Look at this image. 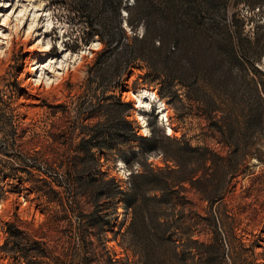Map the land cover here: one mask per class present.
Masks as SVG:
<instances>
[{"label":"rangeland","instance_id":"374dc122","mask_svg":"<svg viewBox=\"0 0 264 264\" xmlns=\"http://www.w3.org/2000/svg\"><path fill=\"white\" fill-rule=\"evenodd\" d=\"M84 1L88 5L85 14L90 12L98 21H106L109 14L101 0ZM234 1L211 5L207 14L195 19L196 24H187L185 17L177 15L181 24L172 31L177 40L168 44L175 53L167 61L176 74L188 69L206 76L219 97L216 103L222 105L223 114L231 108L233 116L240 112L250 93L245 83L253 74L248 72L247 78L242 77L243 68L250 62L264 67V0L260 13ZM71 3L74 0H0V173H16L22 158L43 161L45 168L38 175L42 178L38 184L48 189L49 182H53L52 188L60 193H52L51 197L61 198L65 204L54 221H49L53 204L32 182L0 176V264H70L72 250L79 244L83 259L78 264H141L131 249L127 233L130 215L124 208L123 197L102 196L94 203L92 196L79 193L80 186L70 180L73 175L45 162L46 158L53 161L63 154H76L67 147V133L73 127L77 102L81 98L86 104L95 102L102 88L97 76L87 89L86 80L103 44L96 34L90 35L87 42L83 40L88 37L84 23L78 22ZM241 19L246 20L244 25H240ZM126 27L129 42L135 45V33ZM141 29L144 33L143 27L136 33L140 38ZM99 42L101 45L96 47ZM146 44L142 50L152 59H163L161 50H156L160 46L158 38L154 44ZM119 51L121 48L104 57L115 59ZM120 57L124 60V56ZM140 65L139 61L133 63L121 94L123 100L133 105L129 118L138 134L151 135L149 121H153L159 150L141 155L140 141L132 140L117 145L111 152H98L102 169L107 172L105 178H116L127 190L130 173L138 169L142 172L143 163L162 168L170 176L173 188L179 191L178 196L185 197L174 204L173 214L182 210L184 228L193 221L199 223L198 231L192 227L189 230L193 231L190 238L198 240L201 260L219 256L217 264H263L264 125L259 124L250 140L254 145L251 153L258 148L260 158L247 155L241 161L242 170L235 176L224 173L222 165L217 167L219 160H214V167L208 170L205 169L211 166L210 161L202 168L198 163H190L181 169L178 164L184 163L187 155L164 135L191 145L209 146L222 155H227L228 150L221 148L204 120L189 115L181 123L177 121L175 111L158 94L162 84L151 83L145 77L147 70ZM59 76L61 81L57 83ZM141 91L155 93L158 103L152 102L154 109L138 107L135 96ZM171 101L176 108L189 111L185 104ZM158 107L167 112L170 134L168 126L157 119L156 109L161 114ZM140 117L145 119L147 128ZM55 133L58 140L52 146L51 135ZM80 138L76 131L74 145ZM124 158H129L131 165L125 164ZM120 161L124 163L120 165ZM194 167L199 171L192 173ZM201 173L208 178L211 174V181L200 180L194 188L189 180L200 178ZM170 205L163 208L167 213H172ZM215 231L222 254L213 245L208 248L216 244ZM200 242L204 243L202 247Z\"/></svg>","mask_w":264,"mask_h":264},{"label":"trees","instance_id":"16d2710c","mask_svg":"<svg viewBox=\"0 0 264 264\" xmlns=\"http://www.w3.org/2000/svg\"><path fill=\"white\" fill-rule=\"evenodd\" d=\"M227 1L101 0V5L106 8L107 15L109 14L106 21H98L90 12L88 15L85 14L88 5L83 4L84 0H74L75 3H71V10L78 16V22L83 21L84 23V34H87L88 37L85 36L83 40L87 42L90 35L96 34L103 44L98 58L88 70L86 80L87 89L91 86L93 77L97 76L95 78L101 80L102 88L96 95L95 102L86 104L82 98L77 102L73 127L67 133L69 138L67 147L76 151V154H63V157L55 158L53 161L46 158L45 162L53 165L55 169L64 168L67 174L73 175L70 180L73 184L80 186L79 193L92 196L94 203L102 196L107 198L123 197L124 208L130 215L127 233L130 235L131 249L139 257L141 264H217L215 261L219 256L201 260L197 248L198 240L190 238L193 231L189 230L192 227L198 231L199 223L193 221L188 228H184L181 225V219L185 217L182 215V210L173 214L176 209L174 204L179 203L185 197L178 196L179 191L173 188L169 181L170 176H166L167 174L163 172L162 168H153L143 163L142 172L138 169L136 173H130V184L127 190L122 188L116 178H105L107 172L102 169L103 165L98 152H111L117 145L132 140L140 141L141 155L146 154L147 156L159 150L153 121H149L152 125L151 135L138 134L134 121L129 118L133 105L122 98L121 93L124 90L126 75L130 72L134 62H141L140 66L147 70L145 77L151 83L160 81L162 85L158 94L175 111L177 121L181 123L184 117L189 115L204 120L207 123L206 128L217 137L221 148L228 150L227 155H222L220 151L209 146L191 145L188 141L180 142L169 135H164L165 139L173 142L178 150L182 151L181 153L187 155L185 164H178L181 169L182 166H188L190 163H198L199 168H202L205 167L206 162L210 161L211 166L205 169L208 170L214 167V160H219L220 163L217 167L222 165L220 168L224 169V173H229L232 177L242 170L241 161L247 155L260 158L257 153L259 152L258 148L253 149L251 153L250 148L254 145L250 140L257 128H260L259 124L264 125V67H255L250 62L248 69L243 68L242 77L247 78L248 72L253 74L245 83L249 87L250 93L240 112L233 116L231 108L230 112L223 114L220 107L222 105L216 103V98L219 97L206 76L200 75L197 71L189 72L188 69H184L183 73L176 74L167 65V61L170 60L168 58L175 53L169 49L168 44L177 40L172 31L178 24H181L177 15L185 17L187 24H196L195 19L200 14H207L211 5L218 3L225 5ZM262 2L263 0L234 1L236 4L245 3L252 11L256 9L257 13L261 12ZM124 11L126 15H123ZM239 22L240 25H244L246 20L241 19ZM125 24L135 33L132 37L135 45L129 42L131 37L128 35ZM139 27L144 28L141 38L136 36ZM153 30L155 31L154 35ZM155 38L160 41V46L156 50H161L163 54V59L158 61L152 59L144 51L145 49L142 50L146 48L147 42L154 44ZM119 48L121 51H119L118 57L105 59V55L111 54ZM120 56H124V60ZM175 86L177 88H174ZM172 99L180 102L183 106L185 104L189 111H182L181 107L176 108L171 103ZM76 131L79 132L81 138L79 143L74 145ZM55 134L51 135L54 140L50 143L52 146L58 140V134ZM19 161L21 162L18 163L19 167L16 173L3 172L0 173V176L32 182L34 188L42 193L41 195L46 196V200L50 204H53L49 221H54L60 211L65 208V204L61 198L51 197L52 193H60L57 189L52 188L53 182H49L51 184L48 189L44 185L38 184L42 179L38 175L45 168L43 161L33 162L30 159L26 161L23 158ZM124 162L131 165L129 158H124ZM177 163L179 162L177 161ZM199 168L194 167L191 172L199 171ZM21 172L26 176H23ZM201 174L200 178L188 179L194 188H196L194 184L199 183L200 180L201 182L203 180L211 181V174L209 178L208 175ZM181 180L183 179L179 181ZM168 204H171L172 213H167L163 209ZM218 239V234L215 231L214 241L216 244L212 243L208 248L216 247L218 253H221L219 252L221 245L218 243ZM199 244L201 247L204 245L203 242ZM80 247L79 244L78 247L75 245L73 248L70 264H78L82 261L83 254ZM192 250L197 253L192 255ZM262 255L264 257V252ZM197 256L198 259L194 260Z\"/></svg>","mask_w":264,"mask_h":264},{"label":"bare ground","instance_id":"6f19581e","mask_svg":"<svg viewBox=\"0 0 264 264\" xmlns=\"http://www.w3.org/2000/svg\"><path fill=\"white\" fill-rule=\"evenodd\" d=\"M101 45V43L99 42V44L98 45H96V47H98V46H100ZM37 66V65H36ZM34 69H32L31 71H33ZM62 76V75H61ZM61 76H59V78H56L55 79V82H59V81H61L60 79H61ZM137 95L135 96V98H136V100H137V103H138V107H140V108H143V109H145V110H149V109H154L155 107H154V105L155 104H152V102L153 101H155V103H158V98L156 97V95H155V93H151V92H148V91H141V92H138V93H136ZM159 108V107H158ZM159 110H160V108H159ZM160 112H161V114H160V119H161V122L163 123V124H161V125H164V124H166V126H168V132H169V134H170V132H171V126L169 125V120H168V118H167V112H166V110H164V109H161L160 110ZM157 114H159V112H157ZM159 118V117H158ZM160 119H158V120H160ZM140 121H141V123H142V125H143V127L144 128H147L146 127V121H145V119L144 118H142V117H140ZM122 161L120 162V165H122Z\"/></svg>","mask_w":264,"mask_h":264},{"label":"water","instance_id":"95a60500","mask_svg":"<svg viewBox=\"0 0 264 264\" xmlns=\"http://www.w3.org/2000/svg\"><path fill=\"white\" fill-rule=\"evenodd\" d=\"M126 14V13H125ZM156 111L158 112V109H156ZM157 116L159 117V119H160V113L159 114H157ZM159 122L161 123V124H163L162 122H161V119L159 120Z\"/></svg>","mask_w":264,"mask_h":264},{"label":"clouds","instance_id":"9594fccd","mask_svg":"<svg viewBox=\"0 0 264 264\" xmlns=\"http://www.w3.org/2000/svg\"><path fill=\"white\" fill-rule=\"evenodd\" d=\"M141 35H143V29H141V32H140Z\"/></svg>","mask_w":264,"mask_h":264}]
</instances>
